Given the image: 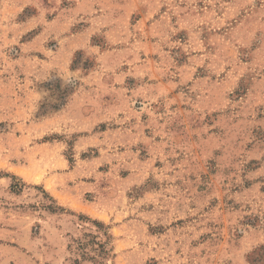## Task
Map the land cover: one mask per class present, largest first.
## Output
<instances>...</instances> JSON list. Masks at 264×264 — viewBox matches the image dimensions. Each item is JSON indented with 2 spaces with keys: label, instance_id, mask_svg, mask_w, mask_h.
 I'll list each match as a JSON object with an SVG mask.
<instances>
[{
  "label": "rangeland",
  "instance_id": "1",
  "mask_svg": "<svg viewBox=\"0 0 264 264\" xmlns=\"http://www.w3.org/2000/svg\"><path fill=\"white\" fill-rule=\"evenodd\" d=\"M0 264H264V0H0Z\"/></svg>",
  "mask_w": 264,
  "mask_h": 264
}]
</instances>
